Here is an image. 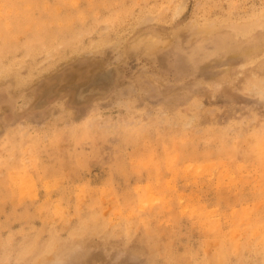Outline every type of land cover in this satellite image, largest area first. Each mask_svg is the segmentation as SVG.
Returning <instances> with one entry per match:
<instances>
[{
    "label": "rangeland",
    "instance_id": "obj_1",
    "mask_svg": "<svg viewBox=\"0 0 264 264\" xmlns=\"http://www.w3.org/2000/svg\"><path fill=\"white\" fill-rule=\"evenodd\" d=\"M22 1L0 0V264H264V0Z\"/></svg>",
    "mask_w": 264,
    "mask_h": 264
},
{
    "label": "bare ground",
    "instance_id": "obj_2",
    "mask_svg": "<svg viewBox=\"0 0 264 264\" xmlns=\"http://www.w3.org/2000/svg\"><path fill=\"white\" fill-rule=\"evenodd\" d=\"M20 5H24L26 8H28L27 11L36 10V9L46 10V9L50 8L51 3H47V0H43L42 2L25 0L24 2L22 1V2L18 3V5L15 4V6L18 9L20 8V10H21L22 6H20ZM54 5L56 7H58V8H60V9H62L63 8L62 5H64V3L62 1H56V2H54ZM255 51H256L255 54L258 55V53L260 52L259 47H258V50H255ZM120 75H121V73H120L119 70L114 69V68H109V69L103 71L102 74L97 75L96 77L91 76L89 78V83H90V84L88 83L89 85L86 84L85 86L83 85V87L81 86L79 88H76V95H77L76 98L77 99H78V97L82 98L84 96H87V95H90V94H95L97 92H102V91L104 92L106 87L108 85L111 86L112 83H114ZM51 94H52V91H48L47 90L46 92H44V99L49 97ZM42 102H45V100H43ZM22 189H24V187L21 188V190ZM148 192H150V190ZM145 194L142 193L143 196ZM149 196H151V195H149ZM230 238H231L232 244L235 247V251H239V249L241 248L242 243H240L239 241H236V235L235 234H234V236H231ZM208 261L210 262V264H212V263L213 264H226L225 260L220 258L219 254H216V256H214L211 260H208Z\"/></svg>",
    "mask_w": 264,
    "mask_h": 264
}]
</instances>
